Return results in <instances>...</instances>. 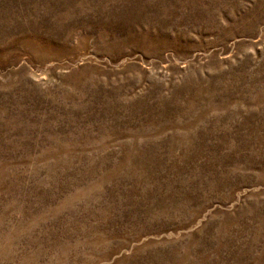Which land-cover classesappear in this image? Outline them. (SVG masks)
Segmentation results:
<instances>
[{"label":"rangeland","instance_id":"1","mask_svg":"<svg viewBox=\"0 0 264 264\" xmlns=\"http://www.w3.org/2000/svg\"><path fill=\"white\" fill-rule=\"evenodd\" d=\"M0 264H264V0H0Z\"/></svg>","mask_w":264,"mask_h":264}]
</instances>
